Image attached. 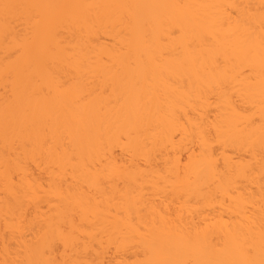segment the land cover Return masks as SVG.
<instances>
[{"label":"bare ground","instance_id":"1","mask_svg":"<svg viewBox=\"0 0 264 264\" xmlns=\"http://www.w3.org/2000/svg\"><path fill=\"white\" fill-rule=\"evenodd\" d=\"M0 264H264V0H0Z\"/></svg>","mask_w":264,"mask_h":264}]
</instances>
